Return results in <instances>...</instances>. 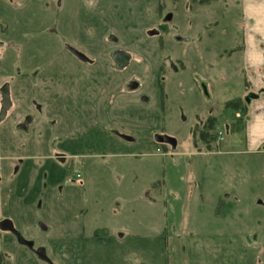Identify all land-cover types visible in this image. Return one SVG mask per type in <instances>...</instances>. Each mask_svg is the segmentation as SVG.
<instances>
[{
  "label": "rangeland",
  "instance_id": "1",
  "mask_svg": "<svg viewBox=\"0 0 264 264\" xmlns=\"http://www.w3.org/2000/svg\"><path fill=\"white\" fill-rule=\"evenodd\" d=\"M241 28L239 0H0V74L30 119L10 202L35 239L9 264H264V154L223 109Z\"/></svg>",
  "mask_w": 264,
  "mask_h": 264
},
{
  "label": "crops",
  "instance_id": "2",
  "mask_svg": "<svg viewBox=\"0 0 264 264\" xmlns=\"http://www.w3.org/2000/svg\"><path fill=\"white\" fill-rule=\"evenodd\" d=\"M239 2L242 12L240 55L243 67L242 75L240 72L236 73L240 81L242 78L245 82V93L241 98L246 101L249 107L248 119L243 130L244 145L246 150L250 152L264 154V0H239ZM7 73L6 70L3 75L0 74V89L8 79ZM27 104L20 96L14 94L8 117L6 121L0 122V258L2 264H9L11 255L8 249L14 243L27 247L26 243L35 242V239H28L24 235V231L32 225V219L16 225L13 218L14 209L12 202H10L11 181L14 174L13 169H15L14 158L17 150L15 143H13L12 126L20 124L30 126L29 120L24 121L28 115ZM31 157L33 156H23L24 160ZM19 163L24 164L22 160ZM7 221L11 222L13 229L4 227ZM31 228L30 231H37L33 226ZM44 228V236H48L50 244L40 246L42 250L45 247H53L52 243L56 241V235L52 232V225L45 224ZM19 236L26 243L22 242ZM258 252L259 254L264 253V241ZM45 253L44 251V257Z\"/></svg>",
  "mask_w": 264,
  "mask_h": 264
},
{
  "label": "flooded vegetation",
  "instance_id": "3",
  "mask_svg": "<svg viewBox=\"0 0 264 264\" xmlns=\"http://www.w3.org/2000/svg\"><path fill=\"white\" fill-rule=\"evenodd\" d=\"M3 30V29H2ZM2 40L0 39V50H1V45H2ZM174 68H175V66H174ZM175 70H176V68H175ZM6 84H8V86H9V90H10V96H11V101H12V94H11V85H10V83L9 82H4L3 84H2V86H1V89H0V92H1V90H2V88H3V86L4 85H6ZM206 88V87H205ZM241 101L242 103H243V105L244 106H246L247 108H248V110H249V107H248V105H247V103H246V101L244 100V99H242V98H237V99H232V100H229V101H227L226 103H225V105L227 104V103H229V102H231V101ZM1 103H2V94H1ZM225 105H224V107H225ZM12 107V106H11ZM223 107V109H225ZM11 109V108H10ZM9 109V110H10ZM226 110H230V109H226ZM0 111H1V107H0ZM8 113H9V111L7 112V116H6V118L3 120V121H0L1 123L2 122H4V121H6V119H7V117H8ZM231 114H232V116H231V120H233L231 123L228 121V123H229V125H228V128L229 129H236V120H237V118H239V113L238 112H236V111H234V110H231ZM29 118L27 117V119H26V121L28 120ZM30 120V119H29ZM25 121V122H26ZM217 122V117H214L213 116V112H210L208 115H207V117H206V119L205 120H203V122L200 124V128H201V130H202V133H201V141H203L204 142V144H206L207 146H208V148H212L213 147V142H215V140L218 138L220 141H222V140H224V136L222 135V133L219 131L218 133H212L210 130L209 131H207V129L208 128H210V127H213L214 126V124ZM21 128H24V129H26L27 128V126L26 125H24V124H20L19 125ZM56 158H58L59 160H61V159H63V161H65V159H64V157L63 156H57ZM78 172H80L79 170H77ZM77 171H75V174H76V172ZM80 175H81V172H80ZM76 177H77V175H75ZM42 254H44V252L42 253Z\"/></svg>",
  "mask_w": 264,
  "mask_h": 264
},
{
  "label": "water",
  "instance_id": "4",
  "mask_svg": "<svg viewBox=\"0 0 264 264\" xmlns=\"http://www.w3.org/2000/svg\"><path fill=\"white\" fill-rule=\"evenodd\" d=\"M1 94H2V103H1V111H0V121H3L7 116V112L9 111V109L12 106V101H11L10 90H9L8 84L3 86L2 90H1ZM4 227L9 228V229H13V226H12L11 222H9V221H7L5 223ZM20 239L22 242H25L24 240H22L21 237H20ZM26 244L31 245V243H26Z\"/></svg>",
  "mask_w": 264,
  "mask_h": 264
},
{
  "label": "trees",
  "instance_id": "5",
  "mask_svg": "<svg viewBox=\"0 0 264 264\" xmlns=\"http://www.w3.org/2000/svg\"><path fill=\"white\" fill-rule=\"evenodd\" d=\"M225 109L234 110L239 113V118L236 120V128H239L240 125L243 127L248 119V108L243 105L241 101H231L227 103L224 107ZM0 264H2V260L0 258Z\"/></svg>",
  "mask_w": 264,
  "mask_h": 264
},
{
  "label": "built area",
  "instance_id": "6",
  "mask_svg": "<svg viewBox=\"0 0 264 264\" xmlns=\"http://www.w3.org/2000/svg\"><path fill=\"white\" fill-rule=\"evenodd\" d=\"M76 175H77V177H80V172L77 171L76 172Z\"/></svg>",
  "mask_w": 264,
  "mask_h": 264
}]
</instances>
